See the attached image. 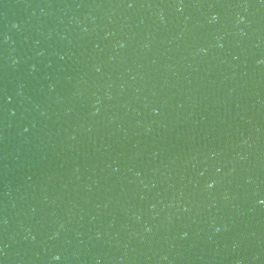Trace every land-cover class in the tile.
I'll use <instances>...</instances> for the list:
<instances>
[{"label":"water","instance_id":"1","mask_svg":"<svg viewBox=\"0 0 264 264\" xmlns=\"http://www.w3.org/2000/svg\"><path fill=\"white\" fill-rule=\"evenodd\" d=\"M0 264H264V0H0Z\"/></svg>","mask_w":264,"mask_h":264},{"label":"snow or ice","instance_id":"2","mask_svg":"<svg viewBox=\"0 0 264 264\" xmlns=\"http://www.w3.org/2000/svg\"><path fill=\"white\" fill-rule=\"evenodd\" d=\"M129 6H131V5H129ZM209 187H211V185H209Z\"/></svg>","mask_w":264,"mask_h":264}]
</instances>
